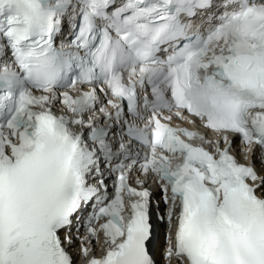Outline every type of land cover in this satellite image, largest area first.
Wrapping results in <instances>:
<instances>
[{"label":"snow or ice","instance_id":"6c2138e0","mask_svg":"<svg viewBox=\"0 0 264 264\" xmlns=\"http://www.w3.org/2000/svg\"><path fill=\"white\" fill-rule=\"evenodd\" d=\"M173 257L264 264V0H0V264Z\"/></svg>","mask_w":264,"mask_h":264}]
</instances>
